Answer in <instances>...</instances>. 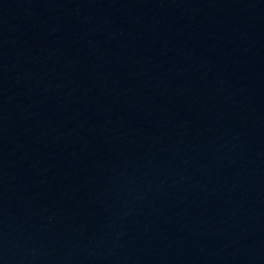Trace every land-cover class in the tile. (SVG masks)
<instances>
[{"label":"water","instance_id":"1","mask_svg":"<svg viewBox=\"0 0 264 264\" xmlns=\"http://www.w3.org/2000/svg\"><path fill=\"white\" fill-rule=\"evenodd\" d=\"M0 264H264V0H0Z\"/></svg>","mask_w":264,"mask_h":264}]
</instances>
